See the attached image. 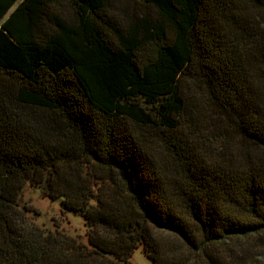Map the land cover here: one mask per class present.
Masks as SVG:
<instances>
[{"label": "trees", "instance_id": "16d2710c", "mask_svg": "<svg viewBox=\"0 0 264 264\" xmlns=\"http://www.w3.org/2000/svg\"><path fill=\"white\" fill-rule=\"evenodd\" d=\"M26 185L83 218L37 226ZM255 264L264 0H0V264Z\"/></svg>", "mask_w": 264, "mask_h": 264}, {"label": "rangeland", "instance_id": "374dc122", "mask_svg": "<svg viewBox=\"0 0 264 264\" xmlns=\"http://www.w3.org/2000/svg\"><path fill=\"white\" fill-rule=\"evenodd\" d=\"M20 207L28 209L27 217L37 226L48 229L58 227L70 235H80L85 239V227L83 218L78 214L64 213L59 206V200L51 201L41 196L40 191L26 185L19 200ZM250 256L255 264H264V248H248ZM130 264H152V261L145 256L142 248L136 249L130 260Z\"/></svg>", "mask_w": 264, "mask_h": 264}]
</instances>
